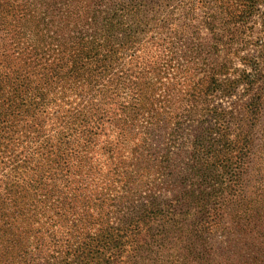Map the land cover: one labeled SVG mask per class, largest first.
I'll use <instances>...</instances> for the list:
<instances>
[{
	"label": "trees",
	"instance_id": "obj_1",
	"mask_svg": "<svg viewBox=\"0 0 264 264\" xmlns=\"http://www.w3.org/2000/svg\"><path fill=\"white\" fill-rule=\"evenodd\" d=\"M263 2L0 0V264H264Z\"/></svg>",
	"mask_w": 264,
	"mask_h": 264
},
{
	"label": "rangeland",
	"instance_id": "obj_2",
	"mask_svg": "<svg viewBox=\"0 0 264 264\" xmlns=\"http://www.w3.org/2000/svg\"><path fill=\"white\" fill-rule=\"evenodd\" d=\"M263 18V39L256 40V38H249V41L247 42V46L242 49L241 51H234L236 55H251L255 56L257 59L261 62V80H263V114L261 117V122L255 125V133H256V144L261 143L264 145V2L260 5L258 14H257V20L255 23V28L259 29L261 26V19ZM260 42H263L260 44ZM261 47L263 48V51L261 50ZM226 51H222L221 55L225 53ZM232 52V51H230ZM233 65L235 66H242L240 63V60L235 58ZM247 95L243 91V87L239 86L234 94H232L229 97H225L221 99V102L226 107H231L234 109L235 113L239 112L241 110L242 103L246 101ZM264 150V147H263ZM263 161H264V154H263ZM247 179V178H246ZM263 182H264V165H263ZM255 184L254 176L250 177V174L247 179V188H248V194L251 189H253L251 186ZM232 236V233H230V227H229V221L226 218L222 221L221 225L216 229L214 232L211 243L212 247L215 251V253L220 254L222 253L223 257L222 259L225 261L224 263H227L228 259L227 256L230 255L227 251L228 249H231L232 242L230 241V237ZM166 264H176V263H166ZM177 264H189V263H177Z\"/></svg>",
	"mask_w": 264,
	"mask_h": 264
}]
</instances>
